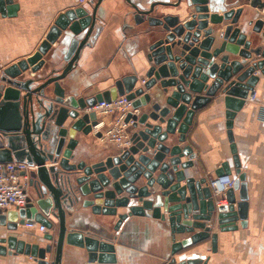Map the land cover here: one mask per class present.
Instances as JSON below:
<instances>
[{
    "label": "water",
    "instance_id": "1",
    "mask_svg": "<svg viewBox=\"0 0 264 264\" xmlns=\"http://www.w3.org/2000/svg\"><path fill=\"white\" fill-rule=\"evenodd\" d=\"M103 1L90 0L89 6L67 11L32 57L0 67V164L19 162L37 168L29 174L34 196L27 206L0 212V228L7 231H0V256L24 254L38 264H62L69 246L83 250L87 264H118V237L79 231L68 224L82 205L94 216L117 219L115 232L151 213L171 232L172 259L167 264H198L178 257L207 241L216 252V224L221 232L237 231L238 223L248 226L247 176L233 128L249 93L264 77V0H149L148 8L125 0L135 10L136 23L149 28L146 83L132 75L87 98L74 90L72 82L101 31ZM12 5L13 0H0V13L5 15ZM169 9L179 13L170 14ZM57 44L63 47L62 60L53 48ZM124 96L142 111L127 118L135 122L132 147L91 164L77 161L86 138L100 124L87 110ZM221 97L239 177L225 196L229 205L219 207L212 179L198 180L190 173L198 154L182 145L197 113ZM96 137L102 138V133ZM231 174L225 163L216 177ZM32 222L54 232L45 233V247L7 237ZM178 236L189 237L177 241ZM52 254L54 260L48 261Z\"/></svg>",
    "mask_w": 264,
    "mask_h": 264
},
{
    "label": "crops",
    "instance_id": "2",
    "mask_svg": "<svg viewBox=\"0 0 264 264\" xmlns=\"http://www.w3.org/2000/svg\"><path fill=\"white\" fill-rule=\"evenodd\" d=\"M144 8L149 7V0H133ZM171 3L177 0H157ZM79 0H13L7 6L5 15L0 13V67L7 68L32 57L46 40L57 19L69 10L89 6ZM15 8L12 11L9 8ZM184 7V6H183ZM240 6H235L238 8ZM90 8V7H88ZM185 9V7H184ZM184 11V10H183ZM181 11V13H183ZM168 13L176 15V9ZM101 31L93 46L84 54L83 61L74 73L72 85L80 96L87 98L110 90L115 84L132 75L141 80L146 78L148 64L146 56L150 39L145 36L149 30L147 23L138 25L135 10L125 0H104L100 7ZM184 19L188 15L183 16ZM57 56L62 60L63 47L53 46ZM255 90L260 95L257 103L246 101L242 111L237 115L233 134L238 154L242 163V173L247 176L249 192V217L247 228L241 227L234 232H221L216 224L214 232L218 234L217 251L213 252L211 241L191 247L179 259L197 260L198 264H264V77ZM223 97L198 112L187 134V143L198 158L194 160L195 168L190 173L196 179L216 177L222 165L229 163L231 175L238 179L228 138L227 119ZM113 118L104 119V133ZM133 133V129L130 130ZM177 137V136H176ZM77 161L91 164L95 160L119 152L114 145L93 132L86 138ZM30 196H34L29 185ZM240 201V192H235ZM229 205L227 199L220 206ZM146 218H135L130 226L126 224L119 232L114 231L117 219L94 216L91 209L77 206L68 224L79 231H95L118 237V264H167L172 259L173 241L169 227L161 221L154 220L148 212ZM54 224L58 220L49 218ZM0 231L7 233L6 228ZM54 233V232H47ZM45 233L38 229L19 228L14 236L28 244L45 247ZM189 236H178L181 241ZM55 254L48 256L53 261ZM0 264H38L33 258L24 254L0 256ZM62 264H87L83 250L66 246Z\"/></svg>",
    "mask_w": 264,
    "mask_h": 264
},
{
    "label": "built area",
    "instance_id": "3",
    "mask_svg": "<svg viewBox=\"0 0 264 264\" xmlns=\"http://www.w3.org/2000/svg\"><path fill=\"white\" fill-rule=\"evenodd\" d=\"M88 0H79L80 5H84ZM143 80L141 84H145ZM259 93L255 90L250 92L247 98L249 103H257L260 100ZM264 100V96H263ZM134 102L124 97H119L112 102L98 103L96 106L89 108L87 111L95 113L100 120L99 126L94 128L96 134L100 133V129L105 127L104 119L113 118L112 122L104 133L102 138L120 151H124L132 147L131 129L135 124L134 120L127 122L129 115L140 116L142 111L134 107ZM35 166L27 163H7L0 164V212L19 210L27 206L30 193V172L36 170ZM236 180L232 176L215 177L212 179L210 187L214 196L218 198V206L225 199L226 194L234 188ZM228 206V205H226ZM222 207V206H221ZM28 229H38L42 233H47L48 229L36 222L25 225Z\"/></svg>",
    "mask_w": 264,
    "mask_h": 264
}]
</instances>
